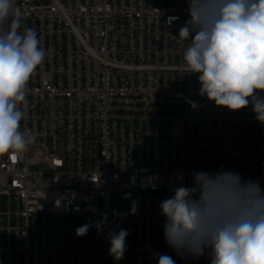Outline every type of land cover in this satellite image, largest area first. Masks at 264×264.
Segmentation results:
<instances>
[{"label": "built area", "instance_id": "1", "mask_svg": "<svg viewBox=\"0 0 264 264\" xmlns=\"http://www.w3.org/2000/svg\"><path fill=\"white\" fill-rule=\"evenodd\" d=\"M16 6L47 55L21 121L35 141L0 155V264H156L153 252L209 264L166 245L159 204L192 186L193 173L221 166L264 188V124L251 105L233 112L198 95L199 74L183 70L187 42L178 36L187 0ZM104 214L103 231L76 235ZM121 228L127 249L115 262L106 237Z\"/></svg>", "mask_w": 264, "mask_h": 264}, {"label": "clouds", "instance_id": "2", "mask_svg": "<svg viewBox=\"0 0 264 264\" xmlns=\"http://www.w3.org/2000/svg\"><path fill=\"white\" fill-rule=\"evenodd\" d=\"M187 12L190 18L178 35L187 42L182 67L199 74L198 95L233 112L251 105L264 124V0H187ZM46 55L36 30L23 25L16 0H0V155L24 153L35 141L21 121L27 85ZM186 103L197 107L191 100ZM191 180L192 186L173 188L174 195L159 204L166 245L182 259L264 264L260 181L223 166L215 173L195 172ZM128 214H138L136 201ZM106 221L104 214L100 221L78 227L76 235H86L93 226L103 231ZM128 235L123 228L107 234L115 262L123 259ZM151 258L156 264H176L167 254L153 252Z\"/></svg>", "mask_w": 264, "mask_h": 264}]
</instances>
